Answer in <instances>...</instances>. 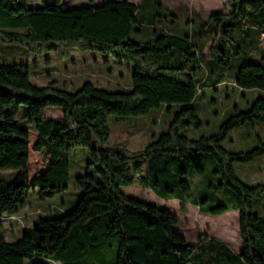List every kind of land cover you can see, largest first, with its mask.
Listing matches in <instances>:
<instances>
[{"label": "trees", "instance_id": "1", "mask_svg": "<svg viewBox=\"0 0 264 264\" xmlns=\"http://www.w3.org/2000/svg\"><path fill=\"white\" fill-rule=\"evenodd\" d=\"M230 2V11L214 12L205 22L216 27L213 40L204 44L210 60L225 65L229 57L221 43L239 53L228 33L232 25L243 20L246 28L251 17L264 18V0ZM61 4L40 0L34 7L32 0H0V41L21 43L36 56L54 53L66 59L76 51L95 52L107 61L130 63L131 88L107 90L90 81L75 92L39 86L30 80L28 65L0 63V169L15 170L11 180L0 179V219L20 212L32 192L46 199L67 190L69 157L76 147L88 148L87 167L95 173L76 177L81 195L71 211L40 218L14 241L0 232V264H264V217L252 211L253 202L264 195V184L245 183L233 166L263 154L264 142L259 137V145L246 151L222 145L233 128L264 122V98L246 110L234 105L216 133L189 138L184 132L202 124L192 104L202 68L191 36L151 23L147 40H133L130 34L141 32L144 24L137 6L142 0H88L70 9ZM234 82L264 90V58L239 66ZM163 106L172 115L168 129L146 147L130 151L122 143L110 144L109 115L146 116ZM46 108H60L62 116L49 117ZM31 153L43 157L40 170H33ZM202 156L216 162L212 174L220 181L211 185L213 191L227 188L235 202L229 208L206 197L195 204L213 216L238 211L239 253L215 238L187 240L175 229L180 222L175 211L122 190L138 182L162 198L184 199L191 178L205 172Z\"/></svg>", "mask_w": 264, "mask_h": 264}, {"label": "rangeland", "instance_id": "2", "mask_svg": "<svg viewBox=\"0 0 264 264\" xmlns=\"http://www.w3.org/2000/svg\"><path fill=\"white\" fill-rule=\"evenodd\" d=\"M52 1V0H45ZM98 4L103 0H93ZM140 4L141 0H132ZM231 0H142L138 6L139 17L144 24L141 32L130 34L133 40H147L150 37L152 24L160 30L178 35H190L199 47L200 87L192 104L202 122L198 129L184 132L189 138L211 135L219 130L220 125L234 112V105L239 110H246L256 98H264V90L259 88H241L234 82L239 66L246 62H260L264 58V18L251 17L245 25L237 20L229 35L237 42L238 49H231L228 42L221 43L223 52L228 55V64L211 62L210 53L204 44L214 38L216 27L205 24L214 12L227 13L232 9ZM40 0H32L34 7ZM88 0H62V8L70 9L86 5ZM262 13V12H261ZM173 14V16H169ZM248 37H245V35ZM208 46V45H207ZM95 52H74L71 57L60 59L54 53L40 56L30 53L26 46L18 42L0 41V63L26 64L30 80L39 86L53 85L75 92L85 81L107 90H128L131 88L132 66L130 63H119L113 58ZM49 117H61L60 108H46ZM172 115L165 107L152 109L146 116H132L120 119L109 115L107 123L111 134L110 144H124L130 151H138L166 132ZM259 137L264 142V122L254 125L245 123L228 132L222 145L229 151H246L259 145ZM68 188L52 198L42 199L38 192L31 193L26 206L15 215H6L0 219V232L8 241H14L24 232L31 230L35 223L44 217L61 216L71 211L77 204L81 190L76 177L86 173L95 175L87 165L90 160L87 147H76L70 153ZM33 170L43 167V157L31 153ZM205 172L191 178V190L184 199L162 198L149 187L138 182L131 187L122 188L123 192L145 202L153 203L175 211L180 219L175 229L187 240L198 241L200 237L215 238L225 242L234 252L239 253L242 244L239 233V214L229 210L221 215L213 216L199 211L195 199L209 198L212 204H223L229 208L235 202L234 194L227 188H219L215 192L219 176L212 174L216 162L208 156L199 160ZM236 175L245 183L264 184V153L254 159L233 162ZM14 169H0V179L11 180ZM252 211L264 217V195L252 204ZM42 259H34V261Z\"/></svg>", "mask_w": 264, "mask_h": 264}, {"label": "crops", "instance_id": "3", "mask_svg": "<svg viewBox=\"0 0 264 264\" xmlns=\"http://www.w3.org/2000/svg\"><path fill=\"white\" fill-rule=\"evenodd\" d=\"M263 37H264V34H263Z\"/></svg>", "mask_w": 264, "mask_h": 264}]
</instances>
